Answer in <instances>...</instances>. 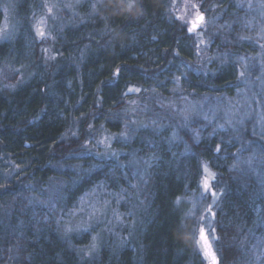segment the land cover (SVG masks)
Masks as SVG:
<instances>
[{"label": "trees", "instance_id": "16d2710c", "mask_svg": "<svg viewBox=\"0 0 264 264\" xmlns=\"http://www.w3.org/2000/svg\"><path fill=\"white\" fill-rule=\"evenodd\" d=\"M171 2L103 0L95 9L83 3L80 19L68 17L54 29L46 55L34 30L41 0H14L15 32L0 45L1 62L21 77L0 87V264H206L185 201L198 190L205 168L224 189L215 211L220 264H257L258 243L264 246V183L252 164L233 174V162L256 148L264 158L263 139L258 146L248 134L235 141L228 130L211 124L213 131L201 121L194 124L200 134L183 130L185 137L174 138L159 120L137 125L117 157L91 150L104 134L123 131L131 88L161 93L177 79L187 95L233 96L238 70L228 63L226 44L228 26L230 36L241 34V10L220 0L217 25L224 33L208 56L227 55L199 64L198 75L188 69L199 62L194 39L180 27ZM129 4L135 5L131 11ZM237 48L239 55L245 48L258 52L251 44ZM100 185L132 195L139 208L123 243L104 237L92 253L94 234H64L62 214ZM49 190L58 197L53 204Z\"/></svg>", "mask_w": 264, "mask_h": 264}, {"label": "rangeland", "instance_id": "374dc122", "mask_svg": "<svg viewBox=\"0 0 264 264\" xmlns=\"http://www.w3.org/2000/svg\"><path fill=\"white\" fill-rule=\"evenodd\" d=\"M102 1L41 0L42 10L35 18L34 30L43 50H46L45 54H50L56 27L64 25L68 17L69 21L74 18L80 19L82 17L79 11L81 4L86 3L90 8H93V4L97 5ZM232 2H234L233 5L237 8V11L240 9V13L244 15L243 18H236L237 22L240 23V35L235 32L230 36L234 30L231 26H228V44H226L228 45V63H232L238 70V78L232 86L233 96L216 97L210 94H196L194 96L193 93L187 95L185 90L181 89L179 82H176L177 79L175 82L170 83V87L165 88V92L161 93L143 91L142 88H131L128 92L125 107L128 113L124 112V116L128 115V123L123 131L106 133L100 138L95 147L91 149L92 152L96 153V156L117 157L121 153L119 149L126 144L125 138L137 125L144 123L145 126L151 127L155 126L159 120L162 121L159 125H163L174 138L177 135L185 137L182 133L183 130L191 134L193 131L200 134V129L194 125L197 122L201 125L202 123L208 125L206 127L211 128L210 125L215 124L219 129L228 130V137L235 141L241 140L244 134L251 137V142L255 146L260 143L258 140H264V111L261 109L262 99L264 100V0H232ZM219 3H221L220 0L214 3L210 0H172L171 2V11L180 22V27L185 31L192 27V21L195 20L197 15H203L204 17L203 21L198 23L197 28L191 32L188 31L194 39L196 58L199 60L198 63L188 68L194 74L199 75L200 72L197 70L199 64L202 65L212 58H216V60L226 58L227 53L224 51H217L212 57L208 56L209 48L214 45V39L224 33L222 28L218 30L217 25L221 19V12L218 11V15L216 10L223 6ZM0 4L2 10L1 45L12 38L16 21L14 0H0ZM6 4L9 6L7 12L4 11V5ZM193 5H197V7L194 8ZM230 6H232V3H228V12ZM230 18L231 16L228 15V22ZM185 24H187V27L184 26ZM40 32H43L44 35L40 36ZM222 38L224 41L226 40L225 36H222ZM240 44L242 46L244 44L254 45L258 50L257 54L253 55L251 49L245 48L246 50H241L242 54L239 55L240 48L236 50L235 48L242 47L239 46ZM20 78L17 70L9 68L4 62H1L0 55V87H6L13 81H20ZM197 136L199 138V135ZM188 137L192 140L196 139V137L190 135ZM243 151L245 150L240 148V153H243ZM140 161L144 162L141 159ZM263 161L264 158H261L259 148H256L245 159L234 156L233 168L236 170L230 172H233V174L235 172L238 174L248 172V166L252 164L251 166H256V168L252 167L254 169L251 172L257 178L261 177L260 182L264 183ZM142 162L138 161L137 164ZM137 166L139 167V165ZM261 172H263L262 175ZM205 180L212 186L211 190L215 191V197L205 191ZM223 191L224 189L215 182L214 174L205 168L198 190L185 200L189 215L197 220L196 243L206 264H213V257H215L216 264H220L221 261L217 245L215 211ZM55 194L54 190H49L47 197L50 204H53L58 198ZM50 199L53 200V203ZM130 200H132V195H127L125 192L119 194L103 185L94 187L79 199L74 208L62 214L64 217L62 220L64 221L63 232L66 234L91 231L94 238L88 247L89 252L92 253L96 252L95 250L98 249L102 239H105L104 237L114 238V245H120L123 243L120 238H124V230L127 225L130 229L134 224L136 220L135 213L139 208V206L136 208V205ZM201 229L204 230L205 237H202ZM257 249L259 255L256 263L264 264L262 241L258 243Z\"/></svg>", "mask_w": 264, "mask_h": 264}, {"label": "snow or ice", "instance_id": "6c2138e0", "mask_svg": "<svg viewBox=\"0 0 264 264\" xmlns=\"http://www.w3.org/2000/svg\"><path fill=\"white\" fill-rule=\"evenodd\" d=\"M134 6H135L134 4H129L128 5V10L131 11V9ZM8 7L9 6L7 4L4 5V11L5 12L8 11ZM92 7L95 9L96 5L93 4ZM193 7L195 8V7H197V5H193ZM49 11H51V9H49ZM203 19H204L203 15H197V17L195 18V20L192 21V27H189L188 28V31L189 32L193 31L196 27H198V22H202ZM184 26L187 27V24H185ZM5 31H6V29H5ZM39 35L40 36H43L44 33L43 32H40ZM204 187H205V191L206 192H209L212 197H215L216 196L215 191L211 190L212 186L210 185V183L207 180H205V182H204ZM209 211H211V209H209ZM201 235H202V237H205L206 236V234L204 233V230L203 229H201ZM213 264H216L215 257H213Z\"/></svg>", "mask_w": 264, "mask_h": 264}, {"label": "water", "instance_id": "95a60500", "mask_svg": "<svg viewBox=\"0 0 264 264\" xmlns=\"http://www.w3.org/2000/svg\"><path fill=\"white\" fill-rule=\"evenodd\" d=\"M198 23H200V22H198ZM197 28V27H196Z\"/></svg>", "mask_w": 264, "mask_h": 264}]
</instances>
